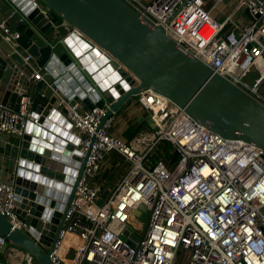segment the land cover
I'll list each match as a JSON object with an SVG mask.
<instances>
[{
  "label": "built area",
  "instance_id": "1",
  "mask_svg": "<svg viewBox=\"0 0 264 264\" xmlns=\"http://www.w3.org/2000/svg\"><path fill=\"white\" fill-rule=\"evenodd\" d=\"M124 1L142 20L160 26L184 52L264 105L260 90L264 82V0H237V9L247 8L251 14L249 22L236 26L238 32L229 28L234 14L219 21L205 0ZM32 3L45 13L37 0ZM9 27L8 19L0 17V31L14 37ZM30 58L23 60L28 63ZM254 71L257 76L249 80ZM42 79L39 71L29 78ZM50 87L55 105L66 110L72 123L70 132L79 138L80 162L86 160L51 254L54 264H264L262 147L221 136L152 89L135 99L151 115L156 129L149 137L127 142L110 133L116 113L100 126L111 103L86 109L81 99L67 98ZM33 104V97L27 95L19 111L1 110L0 132L22 138L35 112ZM32 122L40 124L39 118ZM164 143L172 145L170 155L177 159L154 158ZM109 153L123 160L125 172L108 190L96 175ZM140 205L146 206L150 221L144 237L142 224L130 220L137 217ZM17 208L14 181L0 178V213L13 228L28 229ZM70 238L76 240L72 259L67 252L60 254L63 242ZM6 244V237L0 235V258ZM12 256L16 260L0 259V264H32L34 260L21 249H13Z\"/></svg>",
  "mask_w": 264,
  "mask_h": 264
},
{
  "label": "water",
  "instance_id": "2",
  "mask_svg": "<svg viewBox=\"0 0 264 264\" xmlns=\"http://www.w3.org/2000/svg\"><path fill=\"white\" fill-rule=\"evenodd\" d=\"M37 3L45 13L32 0H0V15L17 35L0 31V113L5 108L19 111L31 85L44 99L22 138L0 132V156L14 162L17 212L28 224V229L13 228L0 213V235L39 264H54L51 254L86 162H80L79 138L70 132L66 110L55 105L51 85L89 109L111 103L101 127L123 105L129 107L137 95L152 89L221 136L264 149V105L184 52L124 0ZM35 71L42 74L41 81L29 80ZM35 118L39 125L33 124ZM139 122L156 129L150 114ZM135 214L147 220L144 237L150 224L146 206Z\"/></svg>",
  "mask_w": 264,
  "mask_h": 264
},
{
  "label": "crops",
  "instance_id": "3",
  "mask_svg": "<svg viewBox=\"0 0 264 264\" xmlns=\"http://www.w3.org/2000/svg\"><path fill=\"white\" fill-rule=\"evenodd\" d=\"M215 1L216 0H205L206 8L209 9L212 15L219 21H223L228 15L234 14V24H230L229 28H234L236 32H238L236 26H239L240 24L249 22L251 20V16L250 13L247 12V8L243 7L237 9V0H223L219 3H216ZM0 17L2 16L0 15ZM14 37L16 38L17 35H15ZM35 92V86L31 85L29 95L33 97L34 110L38 108L39 103H43L44 101V99H42L39 95H35ZM83 105L84 108H89L86 104H84V102ZM146 115H148V113L145 112L143 108L137 104L136 99H134L132 105H130L129 107H125V105H123L115 114L114 121L112 123V126L110 127V133L122 136L124 140L131 136L132 140L130 142L134 143L139 138L149 137L153 132H148L143 127L139 129V125L137 124H142L139 122V118ZM14 169V162L12 160L0 156L1 179L8 182L12 181L15 176ZM124 169L125 164L123 160L117 154L109 153L107 154V157L103 162L101 171L96 175V180L103 183L109 190L111 189L110 187L114 185V181L116 182V180L118 181L121 178ZM130 220L132 222H135L134 217H131ZM75 249L76 240L74 238L66 239L62 245L61 255L65 256L64 254H66L67 252L70 259H72ZM16 258L17 257L11 256V259L16 260Z\"/></svg>",
  "mask_w": 264,
  "mask_h": 264
},
{
  "label": "rangeland",
  "instance_id": "4",
  "mask_svg": "<svg viewBox=\"0 0 264 264\" xmlns=\"http://www.w3.org/2000/svg\"><path fill=\"white\" fill-rule=\"evenodd\" d=\"M11 40H13V39H11ZM257 76V72H253L250 76H249V80H251V79H253L254 77H256ZM261 93L264 95V82H263V84H262V86H261ZM137 98V97H136ZM143 128H145V130L146 131H148V132H154V130L148 125V124H145V125H143ZM124 172H125V169L123 170V174H124ZM123 174H122V176H123ZM121 176V177H122ZM120 178V177H119ZM121 179V178H120ZM119 179V180H120ZM119 180L117 181L116 180V182L114 181V185L113 186H111L110 188L111 189H113L114 188V186H115V184L117 183V182H119ZM148 215H149V213H148ZM134 224H138V223H141L142 224V226H143V229L145 228V226H146V224H147V220H143V219H141V218H138V217H136L135 218V222H133ZM13 249L14 250H17V249H20V248H16V247H14V246H12V245H10V244H6V246H5V248H4V251H3V254H2V256H1V261L2 262H7V261H10L11 260V256H12V254H13ZM22 250V249H21ZM26 254H28L27 252H25ZM32 264H39V262L37 261V260H33V263Z\"/></svg>",
  "mask_w": 264,
  "mask_h": 264
},
{
  "label": "trees",
  "instance_id": "5",
  "mask_svg": "<svg viewBox=\"0 0 264 264\" xmlns=\"http://www.w3.org/2000/svg\"><path fill=\"white\" fill-rule=\"evenodd\" d=\"M137 124L139 125L138 128L140 129L143 127V125L145 123H142V124L137 123ZM131 140H132L131 136L128 137L127 139H125V141H127V142H130ZM171 148H172V145L169 143H164V144L160 145L158 150H157L156 155L154 154V158L157 159V158L163 157V158H168V159L172 158L174 160L177 159V156H175V155L171 156L170 155Z\"/></svg>",
  "mask_w": 264,
  "mask_h": 264
},
{
  "label": "bare ground",
  "instance_id": "6",
  "mask_svg": "<svg viewBox=\"0 0 264 264\" xmlns=\"http://www.w3.org/2000/svg\"><path fill=\"white\" fill-rule=\"evenodd\" d=\"M62 253V247H61V249H60V254Z\"/></svg>",
  "mask_w": 264,
  "mask_h": 264
}]
</instances>
